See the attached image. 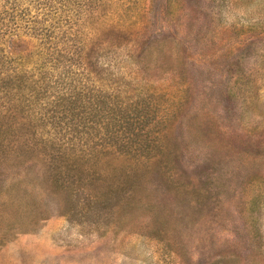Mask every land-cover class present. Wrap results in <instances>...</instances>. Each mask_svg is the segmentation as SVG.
Instances as JSON below:
<instances>
[{
	"label": "rangeland",
	"instance_id": "obj_1",
	"mask_svg": "<svg viewBox=\"0 0 264 264\" xmlns=\"http://www.w3.org/2000/svg\"><path fill=\"white\" fill-rule=\"evenodd\" d=\"M43 71L57 96L152 94L161 151L55 180L74 138L0 110V264H264V0H0V75Z\"/></svg>",
	"mask_w": 264,
	"mask_h": 264
},
{
	"label": "trees",
	"instance_id": "obj_2",
	"mask_svg": "<svg viewBox=\"0 0 264 264\" xmlns=\"http://www.w3.org/2000/svg\"><path fill=\"white\" fill-rule=\"evenodd\" d=\"M47 56L49 60H45L43 66L48 62L54 64L55 55ZM43 74L39 79L22 74L21 77L0 75V110L11 112L13 108L32 109L35 112L27 115L26 119L36 115L35 120L29 121L25 126L33 135L36 131L35 125L39 127L50 121L55 128L63 133L69 132V136L74 138L73 141L77 144H70L72 155L67 157L72 159V165L65 172L60 169L58 172L56 169L55 180L60 176L61 179L74 177L78 171L69 170H74L76 163L98 164L102 160L99 154L127 152L139 156L152 153L153 150L161 151L158 145L148 142L147 127L164 120L157 119L156 112H147L148 106H155L151 100L152 94L143 98L136 96L138 98L126 102L120 97L110 98L105 94L96 95L93 99H84L81 95L73 96L69 92L57 96L50 89V74L47 71H43ZM88 103L95 105L94 108L89 107ZM2 120L6 122L9 118ZM14 127L11 124L9 129ZM77 147L79 154L74 153ZM53 148V144L42 145L39 150L46 154Z\"/></svg>",
	"mask_w": 264,
	"mask_h": 264
}]
</instances>
